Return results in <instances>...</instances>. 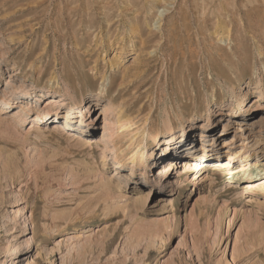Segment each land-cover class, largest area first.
Wrapping results in <instances>:
<instances>
[{"label": "rangeland", "instance_id": "1", "mask_svg": "<svg viewBox=\"0 0 264 264\" xmlns=\"http://www.w3.org/2000/svg\"><path fill=\"white\" fill-rule=\"evenodd\" d=\"M112 58L114 92L132 83L117 105L136 101L128 106L136 121L152 118V132L167 118L177 132L182 121L192 129L180 142L184 154L202 156L205 146L207 155L215 149L210 156L225 158L227 147L246 145L252 166L257 154L263 165L252 167V177H264V0H0V107L26 80L31 110L26 117L20 104L0 109V264H264V199L243 191V173L212 171L215 195L200 183L205 171L195 183L197 171L187 179L183 160L168 181L157 177L163 157L176 154L163 140L155 147L137 136L132 149L118 151L122 167L116 149L96 145L109 104L97 106L98 70L108 71ZM8 83L14 89L5 97ZM66 88L86 93L92 136L80 131L84 124L63 123L75 106ZM41 93L65 96L67 106L52 109L62 121L39 132L31 121L49 107ZM243 96V120L235 123L236 113L219 119ZM114 145L127 146L120 138ZM143 147L154 151L146 174L132 163ZM229 182L236 192L224 188Z\"/></svg>", "mask_w": 264, "mask_h": 264}, {"label": "bare ground", "instance_id": "2", "mask_svg": "<svg viewBox=\"0 0 264 264\" xmlns=\"http://www.w3.org/2000/svg\"><path fill=\"white\" fill-rule=\"evenodd\" d=\"M104 60H105V58H103V61ZM117 68H118L117 62L115 60H113V58H112L110 60V62L108 63V71L104 70V72L101 73L98 70V74L100 73V75H101V79H100L101 84H100V90H99L98 95H97L98 98L96 100L97 106H98L100 104L101 100L108 99L109 104L105 107L103 112H104V116H105L106 121L110 124V126H108V123L106 122L107 124H105L103 126L102 135H101L99 141L96 143V145L99 146L100 140H103L104 141V146H103L104 150L113 151L114 149H116V153L114 156V159L116 160L115 161L116 167H122V161H121L120 157H118V156L122 157V155H124L125 152L132 149L137 142V136L142 135L143 137L146 136V138L148 140L152 141L153 144H155L154 145L155 147H157L160 144V142L163 140V141H165V143H163V145H166V147H168V148L173 145V147L175 148L174 150H175L176 154L172 153V154L165 155L163 157L162 163H161L162 168L159 169L160 172H159V175L157 177H159L161 179H165V182L168 181V179L173 175V172L175 170L174 168H175V166L178 165V162L180 160H183V162H180L179 164L183 163L181 168H183V170H184V175H187L189 172L197 171L196 176L193 178V180H191V182L195 183L198 175L205 171V173L201 176V177H204L205 180H202L200 183L201 184L210 183V187H211L210 194H212L214 192L215 195H218V194L220 195V193H221L220 190H218V191L215 190L218 187V184L216 183L215 178H213L211 176V172L212 171H215V172H218V171L222 172L223 171V172L227 173V175H229V177L230 176L234 177L235 175H237L239 173H243V176H246L248 178L247 180L242 181V183L245 184L244 185L245 187H243V191H245L246 194H250V195H254V196L259 195L258 196L259 198L264 199L263 198L264 197V177L253 178L252 174H251L252 167L260 168L263 166L260 163V156H259L260 154L255 155L256 157L253 158V159H257V161H255L253 166L249 161V158H251L252 155L248 156V153L250 151L247 150L248 146H246V145H244L242 147V149H240L241 151H239V152L234 151V148L232 150V148L227 147V148H229V150H228V153L226 154L225 158L222 157V155H219L216 157L210 156L211 153H213L215 149L212 151H209L208 152L209 155H207V151H206L207 148L205 146L203 147V150H201V152H203L202 156H199V154H196V153L184 154L185 151L180 150V148H182L180 145L181 144L180 142H182V141L184 142L186 140V139L184 140V138L186 136L189 135V137H190L192 129H190L189 126H187L182 121H180L178 124L179 131L176 132L175 127L173 125H171V123L169 122L170 121L169 118H167L166 122L164 123V129L162 131L152 132V131L148 130V127H149L148 123H149V120H153L152 118L146 117L145 119H141V121L140 120L136 121V119H138L139 117H132L133 115L129 114L128 106L131 104L135 105L136 101L129 102L128 100H126L125 102H123V103L121 102V103H119V105H117V103L120 102V98L125 96L129 87L132 85V83H129V85H126L125 87H120L119 89H117L114 92L115 85H116V77L112 76V73ZM117 71H119V68L117 69ZM108 73H109V75H108ZM7 88H8V90L4 94L5 97L7 95H9V91L14 89V85L12 83H8ZM29 88H30V85L27 83V81L26 80L23 81L20 84V86L16 89V92L19 91V93H18L19 96L13 97L12 100H7V97L4 98L1 101L2 106L0 107V109L6 110V109L12 108L13 106L20 104L19 107L21 108V113H26V117H27V115H29L30 111H31L25 106V104H26L25 103V96L28 93ZM67 88H69V87H67ZM67 88H66V92L68 90ZM23 89H25V91H23ZM113 92H114V94H113ZM20 94H22L21 97H20ZM65 96L70 97L69 101L71 103H73L75 106H71L69 108L63 123H66L68 125V124H71L72 121H74L73 123H74L75 127L78 123H79L78 124L79 126H81V124L82 125L84 124V128H85L84 132H83V130H80V131H82V133H85L88 136H92L95 133L94 132L95 130H94V126H92L91 123L89 122L90 117H88V114L91 110L89 107H87V105L89 104V101H88L89 99H88L86 93H81L79 95L77 94V95L72 96L70 93L67 92V94ZM65 96H64V98L58 97V95H57V97H46V94H44V93L43 94L41 93L40 95H36V97L39 98L41 102H45L46 100L49 101V105H47L49 107H46L45 109L39 110L38 113H36L34 115L35 116L34 119L31 121V123H33L34 125L37 126L39 132H42L43 128H47L48 125L46 126L45 123L48 124V122L51 120H53V122H54V120H59V122L62 121V120H60V114H59L60 112H57L55 115H52L51 110L52 109L57 110V109H61V108H64L65 106H67V103H66L67 98H65ZM246 99H247V96H243V97H240L239 99H237L235 101V103L232 105L231 109L229 111H227V113H224V114L221 113V115L223 117H219V119L223 120L226 117H229L232 113H236L239 116V114L241 112H243L244 113L243 116H245V114H246L245 113ZM54 105H58V108L55 107ZM141 110L142 109H140L139 112H141ZM221 110H223V108ZM76 111L81 112L79 118H77V121H75L76 120V117H75ZM243 116H239L240 119H239V117H237L235 119V123H238L239 121L243 120V118H242ZM26 117L24 119L20 118L21 123L25 122ZM207 119L209 121L213 119V113H212L211 109H210V113L207 116ZM237 125L242 127V125H240V124H237ZM133 126H135V130H134V132H130V130H131L130 128H132ZM150 129H154V127L150 125ZM59 130L61 131V129H59ZM77 135H79V134H77ZM79 136L83 137L81 135H79ZM119 138L122 141L126 140V144H127L126 148H123V145H120L119 149L117 150V148L115 147L114 144ZM110 144L113 146V148H110ZM150 146H152V145L150 144ZM233 146H234V144H232V147ZM138 147H139V145H138ZM146 148L147 147H143L142 150L136 151L132 156L133 165H136V166L142 165L144 174H146L147 171L151 167L152 162L148 163V161H149V158H151V156L154 153L153 150H149V152L151 151V153L149 154V152H147ZM119 150H121L120 152L122 155L118 154ZM245 150H247V151H245ZM219 154H220V152H219ZM206 157H208V158L206 159V161H204ZM226 158H227V160H226ZM106 159H107V156L104 154L103 160H106ZM170 159H171V161H169L167 163L165 162L166 160H170ZM208 164L213 165L210 172L206 171ZM186 177H187V179L189 178L188 175ZM177 184L180 185V184H182V182H177ZM102 186H103L104 191L106 193L111 192V183L110 182H105L104 184H102ZM238 186L239 185L236 184V182H229L227 184V186H224V188L225 189L228 188L227 189L228 192L232 191V193H233V192H236L238 190ZM252 189H255V190L249 191ZM211 197L209 199H207L206 202L209 201L208 203H210L213 200L216 204L217 198L214 199ZM255 200L259 203L261 202L258 199H255ZM234 203H235V201L233 202V204ZM208 209H210V208H207V210ZM225 209L226 208H224V206H223L218 213L220 216L219 219H220L222 224L225 221V219H223V215H225V212L227 211ZM19 213H22L24 215L25 214V208L21 209ZM28 223H29V219H28V217H25L24 218V224H25L24 227H26ZM168 235H169V233H168ZM26 238L27 239H26L24 244L27 248H29V241L33 240V238L28 239V236Z\"/></svg>", "mask_w": 264, "mask_h": 264}]
</instances>
